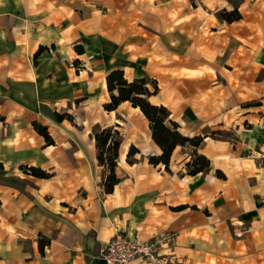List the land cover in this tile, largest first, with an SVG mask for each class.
Segmentation results:
<instances>
[{"label": "crops", "instance_id": "0c3cea01", "mask_svg": "<svg viewBox=\"0 0 264 264\" xmlns=\"http://www.w3.org/2000/svg\"><path fill=\"white\" fill-rule=\"evenodd\" d=\"M113 69L156 84L149 102L201 144L149 163L139 107H103ZM95 127L121 136L111 192ZM194 150L207 173H186ZM135 230L173 232L170 264H264V0H0V264H105Z\"/></svg>", "mask_w": 264, "mask_h": 264}, {"label": "trees", "instance_id": "16d2710c", "mask_svg": "<svg viewBox=\"0 0 264 264\" xmlns=\"http://www.w3.org/2000/svg\"><path fill=\"white\" fill-rule=\"evenodd\" d=\"M218 17L231 22L241 17L237 9L221 10L218 12ZM151 85V88L149 85ZM106 86L110 93V101L103 105L105 110H114L120 102L129 101L132 106L139 107L141 112L150 123L152 131V139L160 147L161 153L158 156L151 155L148 157L149 163L157 165L164 164L168 170V164L171 153L177 145L188 144L196 149L203 138L201 136L188 137L182 135L178 131L176 122L169 119L168 110L163 105H155L149 102L148 97L157 91L156 84L151 83L146 78L133 79L128 81L125 79L123 71L113 69L106 75ZM57 120L70 118L67 114H55ZM34 128L44 136L46 143L52 144L53 140L48 135L46 128L36 122L33 123ZM96 141L98 148V161L103 163L108 168V173L104 180V188L106 192H111L113 186L118 182V178L114 174L116 159L118 157V147L121 141L119 132L113 128H94L90 133ZM138 150L133 146L130 147L127 153V161H131ZM105 157V158H104ZM186 173L195 175L198 173H207L209 170V160L202 154H198L196 150L192 153V158L186 163ZM30 172L36 176L46 177L47 174L38 168L31 167ZM218 177L224 175L218 170Z\"/></svg>", "mask_w": 264, "mask_h": 264}, {"label": "built area", "instance_id": "2783aa9c", "mask_svg": "<svg viewBox=\"0 0 264 264\" xmlns=\"http://www.w3.org/2000/svg\"><path fill=\"white\" fill-rule=\"evenodd\" d=\"M236 228V235L241 236L244 228ZM174 233L162 234L157 239H147L135 230L132 235L123 233L113 235L100 249L99 257L105 264H136L146 260L152 264H170L165 256L159 253L162 245L170 244Z\"/></svg>", "mask_w": 264, "mask_h": 264}, {"label": "rangeland", "instance_id": "374dc122", "mask_svg": "<svg viewBox=\"0 0 264 264\" xmlns=\"http://www.w3.org/2000/svg\"><path fill=\"white\" fill-rule=\"evenodd\" d=\"M98 129V128H97ZM105 158V157H104Z\"/></svg>", "mask_w": 264, "mask_h": 264}]
</instances>
